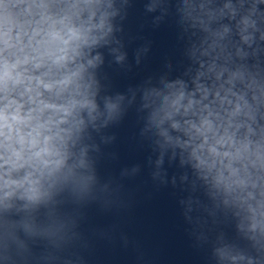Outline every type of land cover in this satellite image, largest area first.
<instances>
[{
    "label": "clouds",
    "instance_id": "1",
    "mask_svg": "<svg viewBox=\"0 0 264 264\" xmlns=\"http://www.w3.org/2000/svg\"><path fill=\"white\" fill-rule=\"evenodd\" d=\"M18 2V0H17ZM16 4L12 3H5L4 0H0V35H3V27L5 26V24L7 23V11L10 7H15ZM103 26V23L101 24V27ZM73 37L74 38H79L77 36V34L73 33ZM87 42V40L85 39V43ZM65 43H67V41H65ZM62 58V57H61ZM89 63H92L91 61H89ZM11 75L10 69L9 67L5 64L4 66L0 67V84H3ZM94 107V105H93ZM109 107H113L112 105H109ZM13 120L17 119L16 116L12 117ZM11 125L9 124V117L5 114V110H0V135H4V129L5 128H10ZM42 152L47 153L48 149L44 148L42 149ZM37 156H40L41 153L37 152L36 153ZM45 163L47 164L48 162L45 161ZM39 181H31L30 184L33 185L28 189V198L29 199H37L39 196V190L34 186L35 184H38ZM7 195V193H6ZM237 258L236 257H231L232 261H235ZM240 259H243L242 257Z\"/></svg>",
    "mask_w": 264,
    "mask_h": 264
}]
</instances>
